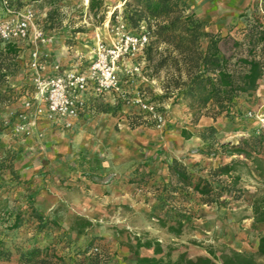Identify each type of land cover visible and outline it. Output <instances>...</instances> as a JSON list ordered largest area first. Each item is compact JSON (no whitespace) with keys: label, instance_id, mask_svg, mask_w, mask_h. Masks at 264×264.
<instances>
[{"label":"rangeland","instance_id":"374dc122","mask_svg":"<svg viewBox=\"0 0 264 264\" xmlns=\"http://www.w3.org/2000/svg\"><path fill=\"white\" fill-rule=\"evenodd\" d=\"M8 1L31 13L29 33L37 30L40 36L22 43L17 53L0 41V252L9 255L0 264H24L21 253L48 245L55 246L58 264H84L91 253L108 264H135V251L153 256L152 249L136 247L138 239L158 242L163 252L157 257L172 261L182 253L194 259L209 257V251L216 258L227 249L255 252L264 232L263 224L253 223L251 209L252 200L264 195V171L260 177L257 169L264 168V142L255 141L264 134V94L255 103L237 100L239 113L196 119L187 99H175V64L158 54H165L164 44H154L145 22L133 26L124 18L126 0H94L93 10L90 0ZM179 3L196 16L188 1ZM199 20L234 63L246 54L250 30L264 27V0L237 18ZM122 31L146 34L148 45L117 64V88L88 91L76 117L50 114L38 77L86 74L97 46H111ZM206 46L204 39L201 48ZM145 103L156 117L144 111ZM209 127L214 133L202 140ZM181 129L192 137L184 140ZM234 147L251 157L229 152ZM174 159L191 178L207 180L216 192L229 189L231 196L222 190L217 204L205 203L213 196L202 198L169 174ZM226 164L234 166L235 184L212 175ZM31 208L42 222L53 220L58 227L39 229ZM17 216L20 226L10 229ZM159 216L168 224L181 220V235L162 228ZM77 219L91 223L83 234L71 230Z\"/></svg>","mask_w":264,"mask_h":264},{"label":"trees","instance_id":"16d2710c","mask_svg":"<svg viewBox=\"0 0 264 264\" xmlns=\"http://www.w3.org/2000/svg\"><path fill=\"white\" fill-rule=\"evenodd\" d=\"M90 9L95 8L94 0H90ZM124 18L133 26L141 22L147 24V30L150 36L154 38V44H164L165 54L158 52L162 56V62L167 58L175 64L177 80L173 90L169 95H175V99L182 97L187 99L189 111L193 116H217L230 113H239L236 108L237 100L246 98L252 103L258 101L256 92L260 81L264 79V27L257 26L250 30L247 35L246 54L235 59L230 63L231 57H225L218 48L219 39L216 35L204 31V22L200 21L193 13L186 14L185 6L179 3V0H126L124 2ZM206 39L207 46L203 50L201 41ZM239 47L241 44H234ZM6 51L17 53L20 46L15 42L5 43ZM167 54V55H166ZM1 68V63H0ZM207 132L214 133V128L209 127L200 134L202 140L208 138ZM210 135V134H209ZM180 136L184 140H189L192 133L186 129H181ZM258 142H264V134H259ZM226 147V146H223ZM229 152L243 154L245 158H250V152L239 148H231ZM254 163L259 160L252 158ZM258 161V162H257ZM257 169L260 177L263 176L264 168L258 164ZM168 172L175 177L176 181L183 187L191 188L193 193L205 198L212 197L205 203L214 202L217 204L221 197V191L224 190L231 196L229 189L213 188L211 184L202 178L196 180L191 178L185 171L184 166L177 160H172L168 165ZM234 172V166L223 165L213 171V176H226L233 183L238 180L231 173ZM219 188V187H218ZM252 219L254 224L264 225V195L254 198L251 202ZM30 214L38 222V228H43L46 224L57 226L53 220L42 222L34 208H31ZM160 226L166 228V231L174 237H179L182 233L183 223L181 220L174 219L168 224L162 217L157 218ZM81 221V224L78 222ZM19 216L15 218L13 226L10 229H16L20 226ZM91 227V223L86 220L77 219L71 230L78 234H83ZM136 247L152 249L153 256H141L135 251V264H264V232L258 237L255 252L236 251L227 249L222 251L219 258H216L213 252L209 251L206 256H199L194 259L189 258L182 253L174 261L168 256H160L163 250L158 242L146 240L140 242L136 240ZM54 245H48L44 248L33 247L25 253H21L19 260L24 264H58L61 259L57 258ZM167 255V254H166ZM0 257L9 260V255ZM84 264H108L103 255L91 253L83 260Z\"/></svg>","mask_w":264,"mask_h":264},{"label":"built area","instance_id":"2783aa9c","mask_svg":"<svg viewBox=\"0 0 264 264\" xmlns=\"http://www.w3.org/2000/svg\"><path fill=\"white\" fill-rule=\"evenodd\" d=\"M32 15L29 12L15 10L8 0H0V41L21 44L27 40H38L37 30L29 33ZM148 45L146 34L137 35L121 32L120 37L111 46L98 45L95 59L91 62L86 74L68 73L61 77H38L37 88L44 98L46 109L50 114L61 118L76 117L87 100L86 93L93 89L102 94L117 88V64L127 58L141 53ZM34 62L37 54H33ZM35 65V64H34ZM144 111L156 117L154 108L143 104Z\"/></svg>","mask_w":264,"mask_h":264},{"label":"crops","instance_id":"0c3cea01","mask_svg":"<svg viewBox=\"0 0 264 264\" xmlns=\"http://www.w3.org/2000/svg\"><path fill=\"white\" fill-rule=\"evenodd\" d=\"M194 8L196 16L207 21L220 18L233 19L248 10L252 4L259 0H186ZM264 94L263 79L260 81L256 97L258 101H263Z\"/></svg>","mask_w":264,"mask_h":264}]
</instances>
